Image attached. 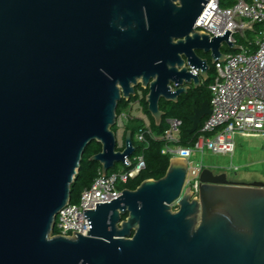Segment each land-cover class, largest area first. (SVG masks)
<instances>
[{
  "label": "water",
  "instance_id": "1",
  "mask_svg": "<svg viewBox=\"0 0 264 264\" xmlns=\"http://www.w3.org/2000/svg\"><path fill=\"white\" fill-rule=\"evenodd\" d=\"M208 1L0 0V264H264V183L206 167L193 197L178 157L158 180L91 199L85 235H54L91 142L102 176L129 164L118 104L146 90L159 126L160 101L201 87L222 45L239 50L227 31L194 29ZM209 113L193 110L190 133Z\"/></svg>",
  "mask_w": 264,
  "mask_h": 264
},
{
  "label": "built area",
  "instance_id": "2",
  "mask_svg": "<svg viewBox=\"0 0 264 264\" xmlns=\"http://www.w3.org/2000/svg\"><path fill=\"white\" fill-rule=\"evenodd\" d=\"M194 29L211 38L221 37L227 31L232 43L239 46L236 53H227L223 51L227 47L222 45L225 61H216L213 65L214 78L208 88L210 113L201 125L199 137L191 147L180 146L181 121L172 118L167 120L168 128L159 136L153 134L149 124L143 123L135 140L143 142L144 136L148 135L164 142L162 155L187 160L184 187H189L196 197L199 174L206 168L191 161L196 153L207 151L231 157L235 136L264 138V0H232L228 6H221L220 0H209ZM247 32L254 34L255 40L239 45L235 36L244 38ZM137 95L142 98L140 90ZM135 102L139 103L138 100ZM127 162L126 166H129L130 162ZM144 168L142 157H138L131 171L122 170L105 176L100 172L81 192L77 204L70 203L58 213L54 235L70 237L75 235L74 232L85 235L89 226L84 210L91 199L106 201V195L114 196L115 191L121 193L118 186L136 178Z\"/></svg>",
  "mask_w": 264,
  "mask_h": 264
},
{
  "label": "trees",
  "instance_id": "3",
  "mask_svg": "<svg viewBox=\"0 0 264 264\" xmlns=\"http://www.w3.org/2000/svg\"><path fill=\"white\" fill-rule=\"evenodd\" d=\"M232 3V0H220L221 6H228ZM258 27H256V30ZM247 34H252L247 32ZM236 42L239 45H242V40L240 38H236ZM224 52L227 53H236L229 50L223 49ZM214 78V66L208 72L207 80L201 85V87L194 89L191 88L186 94L179 96L176 103L160 101L159 109L163 112L162 121L159 126L154 124L153 119L149 116L147 112V105L145 103V96L147 91H143L140 88L139 90L143 94V98L139 99L138 95L131 98L129 102L121 101L117 107V116H119L123 111H125L129 104L139 101V104L142 106L145 114L148 115L150 119V129L154 135H162L164 131L168 128L167 120L168 119H178L181 121V127L179 132V145L183 147H191L197 140L200 135L201 125L206 119L204 117L201 121L200 126L194 133H190V129L192 124L190 122V117L193 115L194 109H200L204 102L210 101V92L209 85L212 83ZM143 123L137 119H131L128 121L125 132L130 131L132 135V144L134 147V151L129 157L128 161L130 162L129 166H123V171H131L134 169L136 165V160L138 157H142L145 168L140 171L138 176L134 179L129 180L125 184H121L118 186L119 190L129 189L134 190L137 186L140 185L141 182L153 179L158 180L162 178L167 170L168 163L170 157L167 155L161 154V149L164 145L163 141H157L150 138L148 135L144 136L143 142H137L135 140L136 133L142 128ZM117 127H113V130L116 132ZM125 134V133H124ZM124 139V136H123ZM117 149H123V141L122 146L119 147L117 143ZM101 151V145L95 141L91 142L85 149L84 155L80 162V166L77 174L74 177L73 183L71 185V204H77L79 202V198L81 192L88 188L93 180L99 176L100 173V165L97 162H90L89 158ZM118 171V165H116L112 170H110L107 174ZM54 234H56V229L54 228Z\"/></svg>",
  "mask_w": 264,
  "mask_h": 264
},
{
  "label": "rangeland",
  "instance_id": "4",
  "mask_svg": "<svg viewBox=\"0 0 264 264\" xmlns=\"http://www.w3.org/2000/svg\"><path fill=\"white\" fill-rule=\"evenodd\" d=\"M246 44L255 40L254 34H247L244 38L235 36ZM117 132V130H116ZM118 146H122V136L117 133ZM235 149L233 155H215L210 152L196 153L191 161L201 163L204 167L213 166L218 172L223 170L229 179H250L253 177L264 179V138L263 137H234ZM123 165H118V171H122Z\"/></svg>",
  "mask_w": 264,
  "mask_h": 264
},
{
  "label": "crops",
  "instance_id": "5",
  "mask_svg": "<svg viewBox=\"0 0 264 264\" xmlns=\"http://www.w3.org/2000/svg\"><path fill=\"white\" fill-rule=\"evenodd\" d=\"M118 119H119V122H117L116 124V127H117L116 133L121 134L122 141H123L125 129H126V126L129 120L137 119V120H140L142 123L150 124V119L148 115L145 114L142 106L137 102H133L129 104L128 108L118 116ZM207 168H213V166H208ZM229 180L237 181V182H245V183H251V182H256V181L264 183V179H259L256 177L250 178L248 180L246 179H229Z\"/></svg>",
  "mask_w": 264,
  "mask_h": 264
},
{
  "label": "flooded vegetation",
  "instance_id": "6",
  "mask_svg": "<svg viewBox=\"0 0 264 264\" xmlns=\"http://www.w3.org/2000/svg\"><path fill=\"white\" fill-rule=\"evenodd\" d=\"M197 54H198L200 57H202V58L209 59L208 56H204L201 52H199V53H197ZM143 91H146V90H143ZM141 96H142V98H143V94H142V92H141ZM177 209H178V207H177L176 203H173V204L171 205V211L174 212V211H177Z\"/></svg>",
  "mask_w": 264,
  "mask_h": 264
}]
</instances>
